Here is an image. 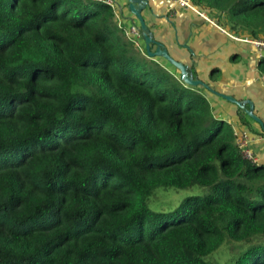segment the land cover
Listing matches in <instances>:
<instances>
[{
	"label": "trees",
	"instance_id": "16d2710c",
	"mask_svg": "<svg viewBox=\"0 0 264 264\" xmlns=\"http://www.w3.org/2000/svg\"><path fill=\"white\" fill-rule=\"evenodd\" d=\"M191 1L264 37V0ZM193 186L208 192L149 206ZM226 244V264H264V165L204 87L149 57L107 1L0 0V264H214Z\"/></svg>",
	"mask_w": 264,
	"mask_h": 264
},
{
	"label": "crops",
	"instance_id": "0c3cea01",
	"mask_svg": "<svg viewBox=\"0 0 264 264\" xmlns=\"http://www.w3.org/2000/svg\"><path fill=\"white\" fill-rule=\"evenodd\" d=\"M112 1L118 21L124 26L138 22L128 9V0ZM198 9L204 11L209 19L202 16ZM143 15L154 38L163 43L175 59L195 70L197 76L214 90L239 100H252L255 113L264 122V74L259 69L260 54L253 46L231 35L228 26L220 21V13L196 5L183 7L174 0H148ZM142 43L144 45V41ZM156 58L180 76L178 69L168 61ZM204 93L214 115L233 124L237 141L246 138L248 147L257 158L256 162L264 165L263 126L254 119L248 124H241L238 114L241 109L237 104L205 88Z\"/></svg>",
	"mask_w": 264,
	"mask_h": 264
},
{
	"label": "water",
	"instance_id": "95a60500",
	"mask_svg": "<svg viewBox=\"0 0 264 264\" xmlns=\"http://www.w3.org/2000/svg\"><path fill=\"white\" fill-rule=\"evenodd\" d=\"M148 0H128V9L136 17L140 25L142 40L144 41V47L147 51L149 57H159L168 61L172 66L178 69L180 73V78L190 86H202L217 95L223 97L227 101L237 104V106L244 111L252 119L260 123L264 128V122L260 116L255 113L254 103L250 99L239 100L233 95L224 94L214 90L208 83L200 78L194 77L190 70V67L182 61L175 59L167 49V47L157 41L154 38V33L152 32L150 26L147 24L146 19L143 15L144 9L147 7Z\"/></svg>",
	"mask_w": 264,
	"mask_h": 264
},
{
	"label": "rangeland",
	"instance_id": "374dc122",
	"mask_svg": "<svg viewBox=\"0 0 264 264\" xmlns=\"http://www.w3.org/2000/svg\"><path fill=\"white\" fill-rule=\"evenodd\" d=\"M222 18H224L225 21V17L223 16ZM207 192V189L200 186L184 189L160 187L150 199L149 206L154 211H171L175 209L185 197L190 195H205ZM233 250H235V244L223 245L218 252H215L211 256L210 260L214 264H226V261L233 256Z\"/></svg>",
	"mask_w": 264,
	"mask_h": 264
},
{
	"label": "built area",
	"instance_id": "2783aa9c",
	"mask_svg": "<svg viewBox=\"0 0 264 264\" xmlns=\"http://www.w3.org/2000/svg\"><path fill=\"white\" fill-rule=\"evenodd\" d=\"M174 1L177 4H179V5L183 6V7H195V5L193 4V2L191 0H174ZM107 2L113 8H116V6H115V4L113 3L112 0H107ZM198 12L202 16H204L206 19H209V17L205 14L204 11H201L200 9H198ZM117 18H118V14H117ZM118 25H119L120 28L124 29L125 33L127 34L128 38L130 40H132L138 47H140V49H142V50L144 49V45L142 43L143 40H142L141 29H140V25H139L138 22L131 23L129 26H124L122 24V22L119 20L118 21ZM231 35L235 39H238L241 42H243V43H245L247 45H251L254 48H256V50L260 54V58L262 56H264V37L254 38V37H251V36L238 37V36H235L234 34H231ZM237 143L240 145L244 157H246V158H248V159H250V160H252L254 162L257 161V158L253 155L252 151L248 147L246 138L240 139L239 141H237Z\"/></svg>",
	"mask_w": 264,
	"mask_h": 264
},
{
	"label": "clouds",
	"instance_id": "9594fccd",
	"mask_svg": "<svg viewBox=\"0 0 264 264\" xmlns=\"http://www.w3.org/2000/svg\"><path fill=\"white\" fill-rule=\"evenodd\" d=\"M145 48V47H144Z\"/></svg>",
	"mask_w": 264,
	"mask_h": 264
}]
</instances>
